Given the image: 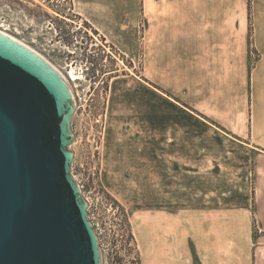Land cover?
I'll use <instances>...</instances> for the list:
<instances>
[{"label":"crops","instance_id":"obj_1","mask_svg":"<svg viewBox=\"0 0 264 264\" xmlns=\"http://www.w3.org/2000/svg\"><path fill=\"white\" fill-rule=\"evenodd\" d=\"M70 1L116 45L136 48L145 20L148 149L106 150L107 172L149 182L143 264H264V0ZM139 106L108 141L139 139Z\"/></svg>","mask_w":264,"mask_h":264},{"label":"rangeland","instance_id":"obj_2","mask_svg":"<svg viewBox=\"0 0 264 264\" xmlns=\"http://www.w3.org/2000/svg\"><path fill=\"white\" fill-rule=\"evenodd\" d=\"M144 21L143 18L142 31ZM0 29L38 51L70 81L75 105L74 141L70 146L74 151L72 173L88 201L102 264H138L139 257L143 264L148 252L142 241L148 233L143 232L145 223H141L140 216L149 210V182L132 172L106 170L107 147L148 149L145 87L148 86L149 61L143 55V32L137 36L136 48L113 44L81 19L70 0H0ZM127 47L132 49L129 55L125 53ZM72 70L77 73L76 79L70 78ZM119 86L125 90L119 92ZM139 104L143 108H130L134 122L139 124L135 127V136L139 139L121 141L117 138L126 133L121 130L115 133L116 141H108L109 123L117 117L127 118L129 110L124 108ZM140 122L143 125L140 126ZM119 159L115 156L112 164ZM144 159L129 158L127 163ZM131 180H136V187ZM189 191L187 197L196 193V190ZM195 261L198 262L196 257Z\"/></svg>","mask_w":264,"mask_h":264},{"label":"water","instance_id":"obj_3","mask_svg":"<svg viewBox=\"0 0 264 264\" xmlns=\"http://www.w3.org/2000/svg\"><path fill=\"white\" fill-rule=\"evenodd\" d=\"M74 109L59 70L0 31V264H102L72 173Z\"/></svg>","mask_w":264,"mask_h":264},{"label":"bare ground","instance_id":"obj_4","mask_svg":"<svg viewBox=\"0 0 264 264\" xmlns=\"http://www.w3.org/2000/svg\"><path fill=\"white\" fill-rule=\"evenodd\" d=\"M0 31H2V32H5L6 34H8V35H10V36H12V37H14L13 35H11L10 33H8V32H6V31H4V30H2V29H0ZM14 38H16V37H14ZM17 39V38H16ZM19 40V39H18ZM20 41V40H19ZM24 43V42H23ZM27 45V44H26ZM27 46H29V45H27ZM30 48H32L31 46H29ZM33 49V48H32ZM33 50H35V49H33ZM36 51V50H35ZM36 52H38V51H36ZM39 53V52H38ZM40 54V53H39ZM43 56V55H42ZM44 57V56H43ZM45 58V57H44ZM47 59V58H46ZM49 61V60H48ZM50 62V61H49ZM51 63V62H50ZM52 64V63H51ZM55 66V65H54ZM56 67V66H55ZM57 68V67H56ZM58 69V68H57ZM59 70V72L63 75V77L66 79V81H67V83L69 84V86L71 87V84H70V81H69V79L63 74V72L60 70V69H58ZM76 71H74V70H72L71 72H70V78H72V79H76L77 78V76H76ZM71 90H72V87H71Z\"/></svg>","mask_w":264,"mask_h":264},{"label":"trees","instance_id":"obj_5","mask_svg":"<svg viewBox=\"0 0 264 264\" xmlns=\"http://www.w3.org/2000/svg\"><path fill=\"white\" fill-rule=\"evenodd\" d=\"M251 5H252V1H251V3H250V9H251ZM137 263H138V264H142V260H141V258H140V257L138 258V261H137Z\"/></svg>","mask_w":264,"mask_h":264}]
</instances>
